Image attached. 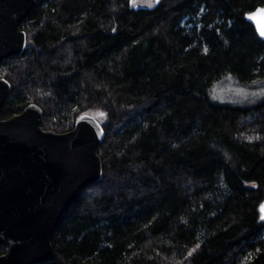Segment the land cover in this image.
Segmentation results:
<instances>
[{
    "label": "trees",
    "instance_id": "trees-1",
    "mask_svg": "<svg viewBox=\"0 0 264 264\" xmlns=\"http://www.w3.org/2000/svg\"><path fill=\"white\" fill-rule=\"evenodd\" d=\"M262 5L37 0L25 50L0 62L12 85L0 118L35 103L44 129L84 113L105 129L103 177L38 264H264V97L213 95L226 77L264 84V40L246 18Z\"/></svg>",
    "mask_w": 264,
    "mask_h": 264
},
{
    "label": "water",
    "instance_id": "water-1",
    "mask_svg": "<svg viewBox=\"0 0 264 264\" xmlns=\"http://www.w3.org/2000/svg\"><path fill=\"white\" fill-rule=\"evenodd\" d=\"M159 0H156L158 3ZM37 0H0V62L21 54L27 32L21 25ZM134 8L141 7L134 5ZM264 40V5L246 14ZM12 88L0 78V111ZM43 109L31 103L0 118V264H38L53 253V236L80 191L103 177L98 148L105 129L92 114H81L72 129L41 125ZM264 215V201L260 206Z\"/></svg>",
    "mask_w": 264,
    "mask_h": 264
},
{
    "label": "rangeland",
    "instance_id": "rangeland-1",
    "mask_svg": "<svg viewBox=\"0 0 264 264\" xmlns=\"http://www.w3.org/2000/svg\"><path fill=\"white\" fill-rule=\"evenodd\" d=\"M155 0H134L141 6L152 5ZM213 95L219 100L253 105L264 97V84L260 87H247L241 85L233 78H224L213 87Z\"/></svg>",
    "mask_w": 264,
    "mask_h": 264
},
{
    "label": "snow or ice",
    "instance_id": "snow-or-ice-1",
    "mask_svg": "<svg viewBox=\"0 0 264 264\" xmlns=\"http://www.w3.org/2000/svg\"><path fill=\"white\" fill-rule=\"evenodd\" d=\"M262 35H264V31H262V33H261ZM100 115H104L103 113H100ZM262 218H264V217H262Z\"/></svg>",
    "mask_w": 264,
    "mask_h": 264
}]
</instances>
